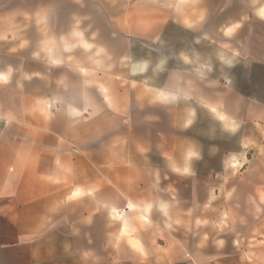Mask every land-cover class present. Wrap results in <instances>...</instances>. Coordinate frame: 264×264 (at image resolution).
<instances>
[{
    "label": "crops",
    "instance_id": "obj_1",
    "mask_svg": "<svg viewBox=\"0 0 264 264\" xmlns=\"http://www.w3.org/2000/svg\"><path fill=\"white\" fill-rule=\"evenodd\" d=\"M183 1L147 0L118 18L120 31L150 35L174 24L202 39L219 35L208 24H183ZM10 4L0 0V76L7 77L0 82V264H264V235L228 241L227 249L205 257L198 247L203 204L190 210L187 204L189 188L204 195L221 170L232 172L242 160L234 145H219V134L235 138L241 125L244 134L253 121L263 125L264 101L214 74L212 64L204 74L165 66L160 84L132 73L125 86L117 75L109 80L73 62L71 83L59 78L50 92L33 89L44 78L29 73L24 56L11 55L27 50H11ZM256 10L264 23V2ZM236 35L235 28L229 40ZM89 49L83 40L71 45V52ZM254 64L264 67V55ZM199 110L224 126L211 154L198 143ZM210 157L214 166L206 168ZM246 163L244 157L242 180L251 191Z\"/></svg>",
    "mask_w": 264,
    "mask_h": 264
},
{
    "label": "rangeland",
    "instance_id": "obj_2",
    "mask_svg": "<svg viewBox=\"0 0 264 264\" xmlns=\"http://www.w3.org/2000/svg\"><path fill=\"white\" fill-rule=\"evenodd\" d=\"M7 1L11 4L6 5V12L9 11L13 18L11 50H27L11 55L16 59L19 55L24 56L29 73L37 72L44 78L43 84H31L33 89L38 87L42 92H50L53 81L57 82L59 78L61 85L71 83L73 62L86 66L94 74L102 71L109 80L117 75L125 86L132 73L136 74V79L146 77L147 83L160 84L165 66H186L193 74H204L209 71L206 67L212 64L214 74L232 83L236 81L237 84L232 85L237 89L264 101V67L254 64L264 55V23L256 19V9L264 0L183 1L178 5L186 14L183 24L188 21V27L208 24L209 29H219V35L203 39L174 24L167 25L165 31H156V34L129 36L127 31L122 33L118 18L124 16L126 19L132 8H145L147 0ZM235 22L240 24L236 27L235 40L231 41L223 29L232 28ZM123 27L130 28L127 20L123 21ZM81 40L90 45L89 51L71 52V45L78 48ZM97 46L106 51L99 52ZM228 49L235 55L228 53ZM53 59L57 60L53 63L58 69L52 68ZM197 121L198 138L204 137L198 143L204 146L205 153L214 151L212 146L220 135L219 145H234L235 157L242 159L235 162L232 172H227L226 167L221 170L222 179L209 182L204 195L193 196L195 191L188 189V210L192 205L203 204V219L198 224L203 226L204 242L198 247L202 248L205 257H210L227 249L228 241L239 245L264 235V124L253 121L251 127H246L245 134L241 125L235 138H228L219 134L224 126L218 125L205 110L198 111ZM244 157L251 191L244 189L242 180L243 166L240 163ZM205 160L210 163L206 168L214 166L211 164L213 157ZM228 176L232 180L227 181ZM188 238L191 239L190 235ZM194 247L195 244L188 245L190 250ZM211 262L210 259L203 261L204 264Z\"/></svg>",
    "mask_w": 264,
    "mask_h": 264
},
{
    "label": "snow or ice",
    "instance_id": "obj_3",
    "mask_svg": "<svg viewBox=\"0 0 264 264\" xmlns=\"http://www.w3.org/2000/svg\"><path fill=\"white\" fill-rule=\"evenodd\" d=\"M261 16H264V10H261L260 12ZM236 27H239L238 25L234 26L232 29L228 30V35H231V33L235 30ZM7 81V77L6 76H0V82H6ZM213 111L215 112V109H213ZM221 119H224V117H221ZM185 172H187V169H185ZM78 195V193H77ZM122 235L126 234V229L121 233ZM133 243V247H136L138 251H142V249L139 248V245L135 242Z\"/></svg>",
    "mask_w": 264,
    "mask_h": 264
}]
</instances>
